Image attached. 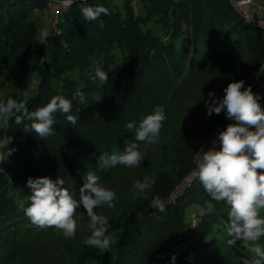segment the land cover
<instances>
[{"label": "trees", "instance_id": "16d2710c", "mask_svg": "<svg viewBox=\"0 0 264 264\" xmlns=\"http://www.w3.org/2000/svg\"><path fill=\"white\" fill-rule=\"evenodd\" d=\"M132 3L139 4L137 10ZM98 4L110 14L85 20L81 7ZM231 7L227 0H125L121 10L109 7L106 0H74L60 8L54 24L42 27L45 1L0 0V101L24 100L34 111L53 96L63 95L72 100L71 114L78 117L73 126L57 114L54 135L46 141L25 133L14 121L7 132L0 129V143L13 137L0 151L15 150L0 164V262L20 254L32 226L13 197L30 194L29 177L62 178L77 199L89 171L105 185L122 165L104 169L98 157L122 150L125 140L135 142L127 123L138 126L155 107L164 108L167 100L185 91L186 76L190 80L224 55L245 52L239 80L245 87L253 81L264 86V31ZM216 22L222 24L223 33L214 37ZM202 38L205 43L197 62L194 51ZM212 43L215 47L206 49ZM93 63L109 73L108 83L94 79ZM77 89L85 94L87 105L72 99ZM259 103L264 108V96ZM199 121L205 139L235 123L223 112L209 117L207 109ZM175 163L158 191L163 200L193 166L191 157L185 164ZM149 203L142 199L130 215L111 224L109 232L119 242L109 253L93 248L74 264H171L173 255L175 264H191L192 256L221 248L228 238L221 221L229 206L212 200L197 178L164 212L151 209ZM259 243L264 246V238Z\"/></svg>", "mask_w": 264, "mask_h": 264}, {"label": "clouds", "instance_id": "9594fccd", "mask_svg": "<svg viewBox=\"0 0 264 264\" xmlns=\"http://www.w3.org/2000/svg\"><path fill=\"white\" fill-rule=\"evenodd\" d=\"M70 6L74 0H62ZM87 21L99 20L102 15H109L103 5L83 6L80 9ZM102 26V22H101ZM94 79L100 84L109 81V73L102 70L99 63H93ZM223 97L215 98V93H208L205 101L207 115L224 113L226 118L235 121L227 125L218 135L220 147L202 151L192 176L197 178L205 192L216 202H225L229 206L227 218L221 221L226 231V243L235 247L239 242L254 255L243 260V264H264V246L259 241L264 238V108L259 103L260 97L253 93L251 86L245 87L243 80L232 81L223 89ZM79 105H87L83 91L77 89L72 97ZM72 100L63 95L53 96L44 106L29 111L26 101H17L8 97L0 101V129L7 132L10 122L23 125L25 133H35L41 139L54 135L56 116L66 117L70 125L77 123L78 117L71 114ZM79 112L80 109L77 108ZM166 115L163 106L155 107L154 111L143 117L138 126L135 122L127 123L126 127L134 133L135 142L125 140L122 150L111 153L103 152L98 157L101 168H115L122 165L126 168H139L145 160L141 144H155L163 128ZM12 136H7L0 143V149L10 145ZM216 142L213 141V144ZM15 151H0V164ZM260 170V171H258ZM64 180L48 176L29 177L26 187L30 189L23 199L17 201L20 211L39 229L54 228L64 238H74L77 229L78 210L83 208L89 218L86 229L90 233L83 244L97 249L99 253L110 252L113 245L119 242L115 233H110L109 219L96 209L101 207L114 208L118 202L116 193L100 183V178L89 171L79 187L78 199L74 192L64 187ZM155 183L154 179L145 175L136 180L133 188L136 198L150 200L151 209L164 212L167 207L165 200L159 196L150 198L148 190ZM176 256L171 258L175 264Z\"/></svg>", "mask_w": 264, "mask_h": 264}, {"label": "rangeland", "instance_id": "374dc122", "mask_svg": "<svg viewBox=\"0 0 264 264\" xmlns=\"http://www.w3.org/2000/svg\"><path fill=\"white\" fill-rule=\"evenodd\" d=\"M109 7L123 9L125 0H106ZM228 3L232 6L229 0ZM133 9L137 10L138 5L132 3ZM54 11V6L47 4V8L42 10L41 25L45 27L48 23L49 14ZM210 14H206V19ZM221 23L213 24L214 37L223 33ZM42 36L46 31L41 30ZM204 38L198 41L197 50L194 51L197 62L200 59V51L204 45ZM216 39V38H215ZM229 46L225 43L223 48ZM206 49H213L215 44L207 46ZM246 60V53L235 52L232 55H224L219 60L206 64L192 78L185 77V91L178 94L174 100H167L165 104L166 120L163 122V128L155 144H141V150L145 154V160L139 168H126L120 166L116 174L105 184L108 188L116 193L118 202L114 208L101 207L96 209L98 213L104 214L109 223L113 224L116 220L130 215L135 208L141 203L143 198H136L134 195L133 185L136 180H142L145 175L154 179L155 183L148 190L150 197L157 196L163 179L171 175L177 167L175 160L185 164L191 157L193 160L192 168L183 176L182 180L168 191L165 199L166 203L176 202V200L187 190L195 177L192 173L196 169L197 161L202 151H207L215 147H220L218 135L216 132L208 139L201 137L203 131L198 124L207 109L205 101L209 100L208 93H215L213 99L223 93V89L232 81H239L243 64ZM264 66V64H263ZM192 73V72H191ZM251 86L253 93L260 98L264 96V86L255 81L247 85ZM255 91V92H254ZM207 135V133H206ZM186 137V138H185ZM184 139V140H183ZM199 141V142H198ZM213 141L216 143L213 144ZM198 142V144H197ZM193 143H195L193 145ZM199 145V146H196ZM16 201L19 196H13ZM22 212V211H21ZM23 214V212H22ZM264 216V210L261 211ZM26 223L30 220L23 214ZM77 229L74 238H64L62 234L58 235L54 228L39 229L33 225L25 234L24 245L20 254L8 262L0 264H74L80 258L84 257L87 251L93 249L83 244V240L90 234L86 229L89 222L87 214L83 208L78 210ZM214 248L217 246L213 245ZM217 249V250H216ZM208 250L209 253L197 254L191 257V264H243V260L251 258L254 254L243 247L239 242L235 247H230L224 239L221 248ZM170 264V263H169Z\"/></svg>", "mask_w": 264, "mask_h": 264}, {"label": "built area", "instance_id": "2783aa9c", "mask_svg": "<svg viewBox=\"0 0 264 264\" xmlns=\"http://www.w3.org/2000/svg\"><path fill=\"white\" fill-rule=\"evenodd\" d=\"M54 6V11L49 14L48 22L54 24L61 7L66 6L62 0H43ZM232 7L248 22L260 26L264 31V0H229Z\"/></svg>", "mask_w": 264, "mask_h": 264}]
</instances>
